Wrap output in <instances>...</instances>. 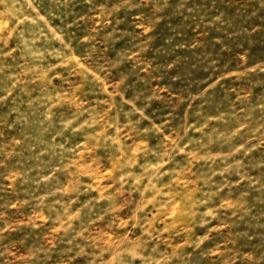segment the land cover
I'll return each mask as SVG.
<instances>
[{
	"label": "rangeland",
	"instance_id": "rangeland-1",
	"mask_svg": "<svg viewBox=\"0 0 264 264\" xmlns=\"http://www.w3.org/2000/svg\"><path fill=\"white\" fill-rule=\"evenodd\" d=\"M0 264H264V0H0Z\"/></svg>",
	"mask_w": 264,
	"mask_h": 264
}]
</instances>
